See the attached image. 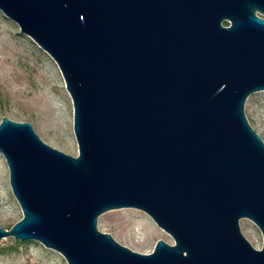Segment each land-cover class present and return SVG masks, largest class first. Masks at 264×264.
<instances>
[{"label": "water", "instance_id": "95a60500", "mask_svg": "<svg viewBox=\"0 0 264 264\" xmlns=\"http://www.w3.org/2000/svg\"><path fill=\"white\" fill-rule=\"evenodd\" d=\"M0 12L59 68L78 147L2 117L22 218L0 240L39 242L67 264H264V142L244 113L264 90V0H0ZM122 208L173 243L143 254L98 230Z\"/></svg>", "mask_w": 264, "mask_h": 264}, {"label": "rangeland", "instance_id": "374dc122", "mask_svg": "<svg viewBox=\"0 0 264 264\" xmlns=\"http://www.w3.org/2000/svg\"><path fill=\"white\" fill-rule=\"evenodd\" d=\"M245 116L264 142V90L248 96ZM6 116L29 122L40 139L66 154H78L73 133V106L63 77L54 60L19 27L0 12V121ZM22 218V211L9 185L7 164L0 154V226L10 229ZM240 230L251 245L260 249L262 235L249 219L239 221ZM99 231L109 233L132 251L148 254L157 240L173 243L170 235L144 212L122 208L98 217ZM0 264H67L60 253L36 241L13 237L0 240Z\"/></svg>", "mask_w": 264, "mask_h": 264}, {"label": "clouds", "instance_id": "9594fccd", "mask_svg": "<svg viewBox=\"0 0 264 264\" xmlns=\"http://www.w3.org/2000/svg\"><path fill=\"white\" fill-rule=\"evenodd\" d=\"M255 19H257V22H260L261 24H264V19H259L258 17H254Z\"/></svg>", "mask_w": 264, "mask_h": 264}, {"label": "trees", "instance_id": "16d2710c", "mask_svg": "<svg viewBox=\"0 0 264 264\" xmlns=\"http://www.w3.org/2000/svg\"><path fill=\"white\" fill-rule=\"evenodd\" d=\"M224 25H227V23H225Z\"/></svg>", "mask_w": 264, "mask_h": 264}]
</instances>
